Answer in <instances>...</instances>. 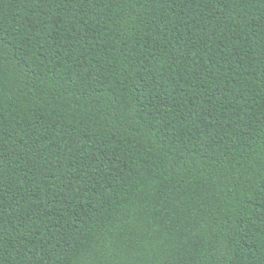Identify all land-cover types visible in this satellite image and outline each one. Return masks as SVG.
Instances as JSON below:
<instances>
[{
	"label": "trees",
	"instance_id": "16d2710c",
	"mask_svg": "<svg viewBox=\"0 0 264 264\" xmlns=\"http://www.w3.org/2000/svg\"><path fill=\"white\" fill-rule=\"evenodd\" d=\"M0 264H264V0H0Z\"/></svg>",
	"mask_w": 264,
	"mask_h": 264
}]
</instances>
